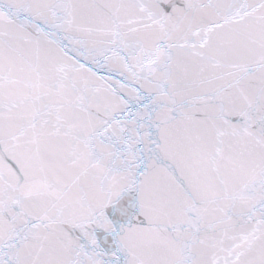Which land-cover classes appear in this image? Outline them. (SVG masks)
Instances as JSON below:
<instances>
[{
    "label": "snow or ice",
    "instance_id": "6c2138e0",
    "mask_svg": "<svg viewBox=\"0 0 264 264\" xmlns=\"http://www.w3.org/2000/svg\"><path fill=\"white\" fill-rule=\"evenodd\" d=\"M0 264H264V0H0Z\"/></svg>",
    "mask_w": 264,
    "mask_h": 264
}]
</instances>
